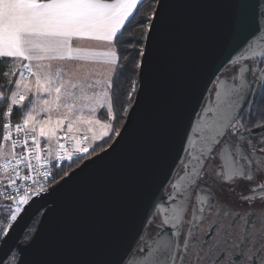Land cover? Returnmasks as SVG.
<instances>
[{"label":"snow or ice","instance_id":"6c2138e0","mask_svg":"<svg viewBox=\"0 0 264 264\" xmlns=\"http://www.w3.org/2000/svg\"><path fill=\"white\" fill-rule=\"evenodd\" d=\"M144 2L0 0V264H264V0ZM193 8L227 17L226 55L164 179L141 182L155 231L106 258L54 257L45 222L57 194L110 151L173 132Z\"/></svg>","mask_w":264,"mask_h":264},{"label":"water","instance_id":"95a60500","mask_svg":"<svg viewBox=\"0 0 264 264\" xmlns=\"http://www.w3.org/2000/svg\"><path fill=\"white\" fill-rule=\"evenodd\" d=\"M186 15L190 31L177 55L171 97L175 111L169 113L173 132L159 139L147 132L139 147L133 144L117 153L110 151L57 194L56 211L45 222L46 247L54 257L69 261L106 258L112 249L120 253L134 248L138 235H145L149 223L143 218L141 182L145 176L149 184L164 179L178 152V130L204 88H211L207 81L226 55L227 17L212 18L196 8ZM163 93L167 103V81ZM204 96L208 98L209 93ZM38 255L34 252L32 258Z\"/></svg>","mask_w":264,"mask_h":264},{"label":"trees","instance_id":"16d2710c","mask_svg":"<svg viewBox=\"0 0 264 264\" xmlns=\"http://www.w3.org/2000/svg\"><path fill=\"white\" fill-rule=\"evenodd\" d=\"M154 2V0H145L144 2V8L141 9V11H143L144 9L147 8L148 4L149 3H152ZM136 59H138V57H136ZM5 68V64L4 63H0V72H2V70H4ZM117 83L118 84H122L123 86H127V80H125L124 76H121L118 80H117ZM19 116H20V113H16L13 117V120L12 122H15V121H18L19 119ZM59 179V177H57Z\"/></svg>","mask_w":264,"mask_h":264},{"label":"flooded vegetation","instance_id":"af4514ba","mask_svg":"<svg viewBox=\"0 0 264 264\" xmlns=\"http://www.w3.org/2000/svg\"><path fill=\"white\" fill-rule=\"evenodd\" d=\"M229 72H230V69H228V68H224L222 70V74H224V75L228 74ZM250 99H252V98H250ZM257 104L260 106H264V98L257 99ZM205 224H207V221L205 222ZM154 231H155L154 226H152L151 224H148L144 238L147 239L148 235H151Z\"/></svg>","mask_w":264,"mask_h":264},{"label":"built area","instance_id":"2783aa9c","mask_svg":"<svg viewBox=\"0 0 264 264\" xmlns=\"http://www.w3.org/2000/svg\"><path fill=\"white\" fill-rule=\"evenodd\" d=\"M17 121L13 122V123H16Z\"/></svg>","mask_w":264,"mask_h":264}]
</instances>
